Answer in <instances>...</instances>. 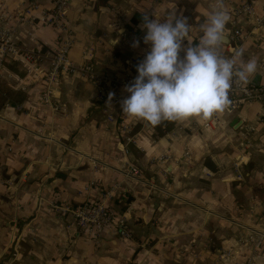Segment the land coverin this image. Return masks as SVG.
<instances>
[{"label": "crops", "instance_id": "1", "mask_svg": "<svg viewBox=\"0 0 264 264\" xmlns=\"http://www.w3.org/2000/svg\"><path fill=\"white\" fill-rule=\"evenodd\" d=\"M241 1L223 0L231 19L222 55L241 51L238 66L255 59L249 83L264 84V27L246 39L233 38L235 30L251 28L230 10ZM252 1L259 12L264 0ZM24 5L0 0V11L15 13ZM49 6L40 0L31 22L15 32L20 45L43 53L37 65L42 72L21 57L7 58L3 67L0 264H242L241 217L261 208L260 218L246 223L264 224L263 104L249 101L208 119L152 126L123 113L126 85L109 101L113 89L106 84L99 99L96 83L79 74L59 75L45 101L48 56L60 44V31L43 20ZM218 7V0H69L70 57L111 77L136 78L149 50L141 27L145 14L161 22L174 14L186 18L195 45L201 25ZM134 41L139 47H132ZM132 57L137 62L130 69L126 61ZM248 127L250 145L243 148ZM129 166L139 170L136 177L125 175ZM106 191L117 214L127 211L130 239L113 224L98 238L88 237L63 211ZM256 264H264V241Z\"/></svg>", "mask_w": 264, "mask_h": 264}, {"label": "clouds", "instance_id": "2", "mask_svg": "<svg viewBox=\"0 0 264 264\" xmlns=\"http://www.w3.org/2000/svg\"><path fill=\"white\" fill-rule=\"evenodd\" d=\"M218 5L201 25L202 36L195 45L190 41L191 26L186 18L174 14L161 22L144 15L141 27L146 30L144 43L149 50L137 66L138 76L125 86L130 95L121 104L124 114L159 126L191 118L208 119L227 108L233 83L246 85L257 72V61L251 59L238 66L241 51L233 58L222 55L231 17L223 0H218ZM139 43L134 41L132 47H139Z\"/></svg>", "mask_w": 264, "mask_h": 264}, {"label": "built area", "instance_id": "3", "mask_svg": "<svg viewBox=\"0 0 264 264\" xmlns=\"http://www.w3.org/2000/svg\"><path fill=\"white\" fill-rule=\"evenodd\" d=\"M39 1L40 0H25L24 7L15 13L0 11V83L4 78V62L10 57H21L26 63L33 67L34 71L38 73L42 72L37 66L38 62L44 57L40 49H26L15 39L17 26L19 24L31 22L32 12L38 8ZM48 2L50 6L43 11V20L45 23L52 25L60 31V44L59 47L48 56V69L43 77L46 82V90L43 93L44 100L50 101L52 92L51 84L56 81L59 75L63 74H79L88 80L94 81L98 86L97 94L99 99L105 98L104 86L110 84L113 89L112 94H114L112 99H117L118 87L121 85H131L135 78L125 75L118 79L98 71L91 62L82 64L75 63L70 57L73 36L66 22V11L69 0H48ZM230 10L236 17H245L251 25L249 31L244 34L239 30H235L234 39H246L251 34H259L264 27V4L258 12L252 0H243L236 6L231 7ZM126 62L128 67L132 69L137 60L135 57H132ZM229 99L231 103L226 108L229 111L235 110L249 101H259L264 106V84H251L248 82L245 85L236 81L229 91ZM106 118L111 121L114 117L111 113H107ZM123 128H125V126H123ZM249 130L250 127L242 134L243 148L250 145L247 135ZM128 140L131 139L128 138ZM124 151L127 152V149L125 148ZM124 173L126 176L136 177L139 174V170L135 166H129ZM238 177L240 178L241 175L238 174ZM110 196L111 191H106L98 200H87L75 207L65 208L63 211H67L72 215L79 230L88 237L98 238L107 225L113 224L121 237L130 239L131 233L129 231L127 211L117 214L116 211L107 204V200ZM245 240L255 246H259L264 240V231H261L258 236H250Z\"/></svg>", "mask_w": 264, "mask_h": 264}, {"label": "rangeland", "instance_id": "4", "mask_svg": "<svg viewBox=\"0 0 264 264\" xmlns=\"http://www.w3.org/2000/svg\"><path fill=\"white\" fill-rule=\"evenodd\" d=\"M242 213H244V212H242ZM260 213H261V208H259V211L256 212V214L254 212L247 211L244 213L245 216L243 214L244 217H241L242 221H243V224H242L243 226L241 227V232L238 236V241L241 245V250L245 251V255H246V256L244 255L245 258H244L242 264H256L257 251L263 247V242L261 245L255 246L252 243L246 242V240H245L246 238H248L250 236H258L261 231H264V224L256 227V225H258L257 221H259V220H257L255 222L256 225L252 224V223H248V222L246 223V220H251V218H253V220L256 219L255 215L258 218H260V216H258V214H260ZM253 220H251V221H253Z\"/></svg>", "mask_w": 264, "mask_h": 264}, {"label": "water", "instance_id": "5", "mask_svg": "<svg viewBox=\"0 0 264 264\" xmlns=\"http://www.w3.org/2000/svg\"><path fill=\"white\" fill-rule=\"evenodd\" d=\"M226 29H227V40L225 43H228L229 42L230 29H228L227 27H226Z\"/></svg>", "mask_w": 264, "mask_h": 264}, {"label": "trees", "instance_id": "6", "mask_svg": "<svg viewBox=\"0 0 264 264\" xmlns=\"http://www.w3.org/2000/svg\"><path fill=\"white\" fill-rule=\"evenodd\" d=\"M135 64H136V63H135ZM135 64H134V65H135ZM134 65H133V66H134Z\"/></svg>", "mask_w": 264, "mask_h": 264}]
</instances>
